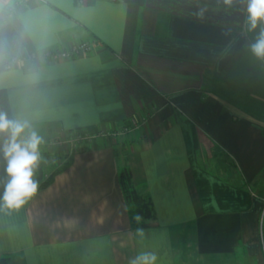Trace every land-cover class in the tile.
Returning a JSON list of instances; mask_svg holds the SVG:
<instances>
[{"label": "crops", "instance_id": "obj_1", "mask_svg": "<svg viewBox=\"0 0 264 264\" xmlns=\"http://www.w3.org/2000/svg\"><path fill=\"white\" fill-rule=\"evenodd\" d=\"M14 3L27 56L0 89L43 143L35 195L0 200L1 264H264V58L248 0ZM79 42L90 51L44 56ZM123 164L152 207L138 228Z\"/></svg>", "mask_w": 264, "mask_h": 264}, {"label": "clouds", "instance_id": "obj_2", "mask_svg": "<svg viewBox=\"0 0 264 264\" xmlns=\"http://www.w3.org/2000/svg\"><path fill=\"white\" fill-rule=\"evenodd\" d=\"M224 2L230 5L232 0ZM247 11L253 29L258 22L264 23V0H248ZM19 14L14 0H0V80L25 68L27 49L15 33L13 20ZM250 47L254 55L264 58V28ZM32 71L35 72V69ZM0 138H3L0 152L7 160L9 177L0 200L9 208H20L35 195L38 188L32 177L41 160L39 146L43 137L35 131L30 120L10 118L7 112L0 111ZM155 259L151 253H141L130 264H154Z\"/></svg>", "mask_w": 264, "mask_h": 264}, {"label": "trees", "instance_id": "obj_3", "mask_svg": "<svg viewBox=\"0 0 264 264\" xmlns=\"http://www.w3.org/2000/svg\"><path fill=\"white\" fill-rule=\"evenodd\" d=\"M263 24L264 23L258 22L256 28H254L251 33H256V36H258L261 32L259 31L260 28H263ZM0 111L7 112L9 117L12 118L6 91L4 89H0ZM2 142L3 138H0V143ZM6 168L7 160L5 159L3 153L0 152V197L3 196L5 185L9 179L8 174L6 172ZM58 170H55L52 174H50L47 179H45L44 182L40 184V187L47 186L51 182L53 175ZM118 182L124 201L128 207L130 226L132 228H138L144 225L145 221L150 219L152 216L151 203L148 197L140 194L137 191L132 181L131 171L129 167L125 164L119 167ZM2 262L3 259L0 260V264Z\"/></svg>", "mask_w": 264, "mask_h": 264}, {"label": "built area", "instance_id": "obj_4", "mask_svg": "<svg viewBox=\"0 0 264 264\" xmlns=\"http://www.w3.org/2000/svg\"><path fill=\"white\" fill-rule=\"evenodd\" d=\"M91 49V44L89 42H79V43H72L68 45L65 49L55 52H45L44 56L47 58H71L78 54H84L89 52Z\"/></svg>", "mask_w": 264, "mask_h": 264}, {"label": "rangeland", "instance_id": "obj_5", "mask_svg": "<svg viewBox=\"0 0 264 264\" xmlns=\"http://www.w3.org/2000/svg\"><path fill=\"white\" fill-rule=\"evenodd\" d=\"M260 225H261V230L264 231V206L260 214ZM260 243L262 248L264 249V232L260 233ZM263 259H264V250H263Z\"/></svg>", "mask_w": 264, "mask_h": 264}]
</instances>
